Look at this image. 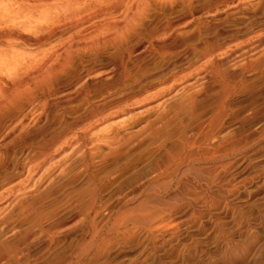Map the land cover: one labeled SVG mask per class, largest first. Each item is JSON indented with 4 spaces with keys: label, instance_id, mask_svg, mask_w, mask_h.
Masks as SVG:
<instances>
[{
    "label": "rangeland",
    "instance_id": "rangeland-1",
    "mask_svg": "<svg viewBox=\"0 0 264 264\" xmlns=\"http://www.w3.org/2000/svg\"><path fill=\"white\" fill-rule=\"evenodd\" d=\"M163 29L172 30L166 35L170 43L191 35L196 41L200 30L211 40L221 36L222 43L235 38L236 42L230 41L231 53L238 44L264 40V0H0L1 241L38 229L40 215L71 214L68 205L86 188L87 179L81 161L75 158L68 164L62 151L68 128L87 115L91 105L85 100L88 92L93 94L89 100L101 106L134 84L133 79L124 82L112 74L113 65L135 57L134 49L152 33L163 34ZM217 29L220 35H216ZM9 35H13L11 40ZM166 36H160L159 42ZM37 40L40 43L29 46ZM263 57L264 46L252 55L254 60ZM145 59L151 64L150 71L165 65L154 63L150 53L144 54ZM188 60L187 56L180 59ZM263 73L247 78L249 89L237 94L240 108L224 129L229 138L245 132L255 139L252 146L225 174L218 170L213 184L198 187L194 199L154 206L159 217L153 219L147 236L134 232L129 243L102 242L104 247L97 256L92 249L84 264H264ZM253 109L260 111L258 118L250 117ZM152 114L135 112L115 127L129 129L125 139H132ZM240 115L250 118L243 127L237 126L243 118ZM108 126L99 127L94 134L103 135ZM98 145H91L98 157L111 155L108 165L102 167L107 170L129 161L133 172L152 173L161 156L149 141L126 149L123 156L114 153L115 147ZM41 152L62 155L38 179ZM117 190L103 195L101 217L105 220L121 205ZM39 199H43L39 212L21 215L18 203L32 205ZM66 233L59 237L60 246H76L79 231ZM35 237L33 242L41 239L39 233Z\"/></svg>",
    "mask_w": 264,
    "mask_h": 264
},
{
    "label": "bare ground",
    "instance_id": "bare-ground-1",
    "mask_svg": "<svg viewBox=\"0 0 264 264\" xmlns=\"http://www.w3.org/2000/svg\"><path fill=\"white\" fill-rule=\"evenodd\" d=\"M170 30L165 29L163 34L152 33L134 49L135 57L115 62L112 74L119 75L124 82L134 80L128 90L118 92L117 98L106 100L101 106L89 100L91 92L86 94L90 109L87 108V115L78 124L69 126L62 148L68 164L75 158L81 161L86 188L80 189L66 207L71 214L66 217L55 214L52 218L40 215L37 230L30 228L9 242L0 240V264H84L92 249L97 250L93 254L97 256L104 247L100 246L102 242L107 241L106 245L129 243L134 232L147 236L153 219L159 217L154 206H171L172 202L187 197L194 199L198 187L213 184L218 170L225 174L234 160L252 146L255 139L245 132L229 138L224 129L240 108L235 101L237 94L249 89L247 78L264 72V57L252 59V55L264 46V40L238 44V48L230 53L228 37L229 44L228 41L222 43L221 36L211 40L212 37L210 39L198 29L196 41L191 35V38L182 37L170 43L166 36ZM216 35H220V30L217 29ZM160 36L166 38L159 42ZM12 37L7 38L11 40ZM232 39L231 44L237 41ZM25 41L31 42L30 39ZM40 41L29 46L34 47ZM146 53L151 54L154 63L160 61L165 65L150 71L147 57L142 60ZM182 56L189 60L180 61ZM137 99L141 101L135 102ZM210 102L211 105L206 106ZM135 112L157 115L148 117L141 132L127 140L125 134L129 129H116L115 126L118 121L133 117ZM251 112L252 118L260 114L259 110ZM248 119L240 118L237 126L243 127ZM104 125L109 126L101 132L103 135L94 134ZM146 141L151 142L158 154L161 153L152 173L133 172L129 161L110 170L102 169L109 163L111 155L98 157L94 149L98 144L101 148L115 147L114 153L121 156L126 149ZM61 155L41 152L42 162L38 164L35 177L41 179L48 165ZM112 189H118L121 205L105 220L101 217L102 198ZM42 201L39 199L26 206L18 203L17 207L21 215L37 213ZM73 230H78L80 236L76 246L61 247L59 237ZM38 233L41 239L33 242Z\"/></svg>",
    "mask_w": 264,
    "mask_h": 264
}]
</instances>
